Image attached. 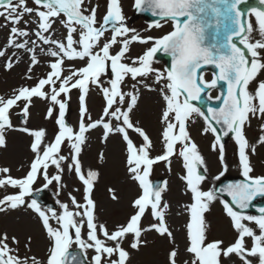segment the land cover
<instances>
[{
	"label": "snow or ice",
	"instance_id": "obj_1",
	"mask_svg": "<svg viewBox=\"0 0 264 264\" xmlns=\"http://www.w3.org/2000/svg\"><path fill=\"white\" fill-rule=\"evenodd\" d=\"M246 3L134 0L135 9L158 17L148 30L166 24L171 28L160 36H145L128 27L121 0H104L102 15L99 0H0V28L7 29L0 45L2 67L11 71L26 62L22 79L31 81L0 95V149H7L10 132H19L30 137L32 154L23 175L14 176L10 167L0 166V214L33 213L47 240L45 256L38 257L32 252L33 237L25 235L22 254L20 236L0 231V264H131L133 252L153 242L149 234L166 245L164 264H264V207L256 215L247 213L257 197H264V175H253L251 159L257 147L264 146V0H259L261 7L242 9ZM135 43L148 47L132 56ZM158 53L170 57L163 69L153 67ZM42 61L47 70L37 76L34 69ZM208 66L214 69L211 79L204 75ZM218 88L213 97L211 91ZM141 89L158 92L162 101L158 152L143 123L133 119ZM74 90L76 127L66 120ZM93 90L103 101L95 118L88 103ZM205 97L217 106L203 110L197 102ZM34 100L46 102L43 118L54 120L51 139L47 129L29 126ZM253 119L259 124L255 143L246 131ZM197 121L203 122L201 134L211 135L210 149L222 169L212 179L220 180L228 170V137L236 145L243 181L205 189L209 169L190 132ZM97 129L104 145L119 138L126 172L139 189L128 217L113 227L97 217L93 192L100 173L85 169L81 161L89 134ZM174 157L182 162L179 180L189 197L180 213L186 214L183 249L168 219V181L150 180L154 165L163 162L170 172ZM98 158L104 160V152ZM66 174L80 187L67 191L64 201L59 197L69 187ZM50 188L58 208L37 198ZM107 191L113 201L119 200L115 188ZM73 192L80 193V199ZM217 201L233 233L227 241L211 237L207 214ZM73 245L78 251L71 250Z\"/></svg>",
	"mask_w": 264,
	"mask_h": 264
},
{
	"label": "rangeland",
	"instance_id": "obj_2",
	"mask_svg": "<svg viewBox=\"0 0 264 264\" xmlns=\"http://www.w3.org/2000/svg\"><path fill=\"white\" fill-rule=\"evenodd\" d=\"M23 139H24V137H22ZM119 147L121 148V145H120V143H119ZM8 150V151H7ZM6 151H5V154L6 155H8V153H9V149H7ZM94 153V150H92V151H89V152H86V155H90V154H93ZM120 173H121V171H120ZM117 186H118V183H117ZM122 196H123V193H120ZM99 196H100V199H104V200H109L110 198H109V195H107L105 192H99ZM122 198H124V197H122ZM111 206H113V204H111ZM19 217H23L24 216V214L23 213H18L17 214ZM102 219L104 220V219H106L105 217H102ZM18 219L17 218H15L14 220H10L9 218L5 221V222H7V223H12V224H14L16 221H17ZM4 226V224H1L0 225V229H1V227H3ZM17 227V226H16ZM18 230H19V233H17L11 226H6V230L7 231H9V233L10 234H12V233H17V235L18 236H20V238H21V240H23V236H24V234H21V232H20V229L19 228H17ZM141 256H142V258H144V259H148L149 258V256H150V249H149V247H147V252H145V251H143L142 253H141Z\"/></svg>",
	"mask_w": 264,
	"mask_h": 264
}]
</instances>
